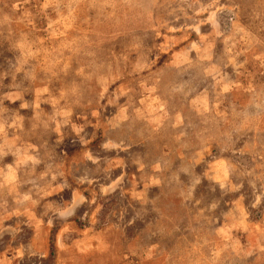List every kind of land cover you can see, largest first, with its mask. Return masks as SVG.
Wrapping results in <instances>:
<instances>
[{
    "label": "rangeland",
    "instance_id": "rangeland-1",
    "mask_svg": "<svg viewBox=\"0 0 264 264\" xmlns=\"http://www.w3.org/2000/svg\"><path fill=\"white\" fill-rule=\"evenodd\" d=\"M0 264H264V0H0Z\"/></svg>",
    "mask_w": 264,
    "mask_h": 264
}]
</instances>
